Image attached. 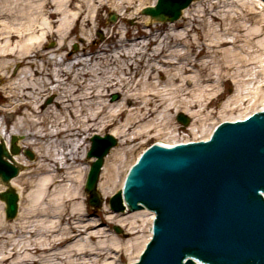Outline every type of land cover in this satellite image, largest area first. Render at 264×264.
I'll list each match as a JSON object with an SVG mask.
<instances>
[{
  "label": "bare ground",
  "instance_id": "6f19581e",
  "mask_svg": "<svg viewBox=\"0 0 264 264\" xmlns=\"http://www.w3.org/2000/svg\"><path fill=\"white\" fill-rule=\"evenodd\" d=\"M141 1L0 0V140L7 147L10 138L20 136L17 147L29 148L37 157L29 162L24 155H11L12 162L23 166L9 182L20 207L9 225L0 215V231L10 234L0 235L6 240L0 264H115L118 252L136 262L150 238L153 213L103 210L109 221L134 236L126 241L91 223L83 209L89 167L84 162H92L85 157L89 137L104 133L117 140L98 184L107 206L111 194L122 188L125 157L135 142L141 146L151 138L166 147L185 142L184 136L182 141L177 138L180 128L173 124L172 112L188 115V134L206 140L212 129L205 127L208 113L202 114L220 95L218 84L226 80L234 90L220 112L233 113L248 103L226 121L264 109L262 2L197 0L178 21L165 23L163 32L138 29L134 34L124 18L136 19ZM216 7L222 8L214 11ZM108 9L120 11V26L101 23V12ZM200 21L207 29L203 35ZM153 24L145 16L137 26ZM101 26L104 40L91 52L93 31ZM190 31L197 33L192 42ZM48 39L55 43L46 49ZM241 39L245 42L237 47ZM68 42H79L80 52L69 51ZM201 46L205 54L200 58L201 52L193 51ZM114 92L120 94L119 101L108 102ZM51 95L53 104H40ZM145 214L148 222L142 218Z\"/></svg>",
  "mask_w": 264,
  "mask_h": 264
},
{
  "label": "water",
  "instance_id": "95a60500",
  "mask_svg": "<svg viewBox=\"0 0 264 264\" xmlns=\"http://www.w3.org/2000/svg\"><path fill=\"white\" fill-rule=\"evenodd\" d=\"M193 1L157 0L141 14L151 21L172 23ZM114 20L112 16L110 21ZM177 120L183 126L188 124L183 115ZM90 141L87 157L95 161L85 191L89 205L97 208L100 199L95 188L100 168L116 140L95 135ZM15 142L12 138L11 154L19 153ZM24 154L33 159L30 151ZM18 172L19 166L0 142V183L8 185ZM263 194L261 110L244 120L218 124L207 142L146 149L109 204L114 212H123L125 204L129 212L147 209L155 213L152 240L134 264H264ZM0 199L5 203V218L13 219L17 195L7 190L0 193Z\"/></svg>",
  "mask_w": 264,
  "mask_h": 264
},
{
  "label": "rangeland",
  "instance_id": "374dc122",
  "mask_svg": "<svg viewBox=\"0 0 264 264\" xmlns=\"http://www.w3.org/2000/svg\"><path fill=\"white\" fill-rule=\"evenodd\" d=\"M214 1H216V0H213V1H210L212 4H215V2ZM156 2V0H142L141 1V3H137L136 4V8H138L137 9V11H136V13H137V15H136V19H134V18H130L129 16L128 17H126V19L124 18V22H126L125 23V25L127 26V27H129V28H132V32L131 33H134V34H136V33H138V29H140L139 31L140 32H148V31H157V33H159V32H163V30H164V28L166 27L165 26V23H161V25H159V23H156V22H154V23H156L157 25H150L149 27H142L141 25L140 26H137L141 21H142V18H144L145 16H143V15H141V9L142 8H145L146 6H150V5H153V3H155ZM139 4H141V7H140V9H139ZM192 5V4H191ZM190 5V6H191ZM190 6L188 7V8H190ZM220 8H222V7H216L215 9H214V11H219L220 10ZM135 11V9H131L129 12L130 13H132V12H134ZM122 12H124V11H122ZM115 14L116 15V17H115V21L114 22H110L109 21V16H110V14ZM118 13H120V11H115V10H113V9H108V10H104L103 12H101V18H102V20H101V23L103 24H108V25H119L120 26V24H121V22L119 23V17H117V14ZM179 20V19H178ZM177 20V21H178ZM176 22V21H175ZM201 23H202V29H200V33L203 35L206 31H207V29L205 28V26H204V24H203V21H200ZM167 24V23H166ZM213 24H214V26H216L217 25V22L216 21H214L213 22ZM219 24V23H218ZM157 26V30L155 29V27ZM178 30H181L180 28H178ZM93 33L95 34L94 36L96 37V42H94V43H92L90 46H89V51H91V52H94L95 51V46L94 45H101V43L102 42H100L101 40H104V27L103 26H101L100 28H98V30L96 31V32H94L93 31ZM156 33V32H155ZM189 34H188V40H189V42H192L193 41V39H194V37L196 36V32L195 31H190V32H188ZM240 34H243L242 32L240 33ZM124 35V31L122 30V35L121 36H123ZM122 38V37H121ZM261 38V37H260ZM256 41H258V38L255 40V41H253V42H256ZM199 42H205L204 41V39H201ZM240 42H245L244 41V39H241V41H239V43H237L236 44V46L238 47V46H240V45H242V43H240ZM54 43H55V41H54V39H48L47 41H45L44 42V44H45V48L46 49H49V48H52L53 46H54ZM74 43H76V44H74ZM74 45H76V49H74ZM152 45L150 44V47H151ZM68 49H69V51H72L73 53H76V54H78L79 52H80V50L79 49H81V46H80V43L79 42H68ZM194 49V48H193ZM253 49H257V46L256 47H254V48H252V49H250L249 51H247L248 53H250ZM193 52H196V53H200L201 52V56H200V58L202 57V56H204V52H205V48L203 47V46H201V47H199V48H195L194 49V51ZM14 69L15 68H13V71H14ZM244 79H246V78H244ZM224 80V79H223ZM221 82V81H220ZM212 82H209L208 84H211ZM218 89H219V93H220V95L218 96V98H216V99H214V100H212V102H211V104L209 105V107L207 108V110H205V113H203L202 114V116L203 115H206L207 113H208V120L205 122V127L207 128V129H213V127L216 125V124H218L219 122H221V121H224V120H228L229 119V117H232V116H237V115H239L242 111H244L245 110V108L247 107V102H245L243 105H242V107H240L238 110H235L233 113H230L231 111H225V112H220V106L225 102V100H227V97L229 96V95H231L232 93H233V90H234V85H233V83H232V81L231 80H226V81H223L222 83H219L218 84ZM251 87H257V84H255V85H251ZM215 93L213 92V95H214ZM114 95H118V99L116 100V101H119V99H120V94L119 93H112L109 97H107V101L108 102H116V101H111V97L112 96H114ZM53 101H54V98H53V95H51V96H48V97H45V98H43L41 101H40V104H42V105H44V106H49V105H51V104H53ZM2 104V99H1V101H0V105ZM240 109H241V111H240ZM254 111V110H253ZM252 111V112H253ZM179 114H183V113H179ZM176 115L177 114H175V113H173L172 112V114H171V116H173L174 117V120H173V124L174 125H177L178 126V128H180L179 130H178V132H176L177 133V135H178V139H180L181 141H182V136H184L183 138H185L184 140L185 141H196V140H198L199 138V136H200V134H194V135H190V134H188V131H189V129H187L186 127L184 128V127H182L178 122H177V120H176ZM16 116V115H15ZM14 116V117H15ZM189 119H190V117L188 116V115H186ZM0 118H2V116L0 115ZM12 119H13V116L12 117H10L9 118V123L12 121ZM191 120V119H190ZM104 135V133L103 134H101V136H103ZM17 138V141L18 140H20V139H22L20 136H18V137H16ZM146 141L140 146V141H137V142H135L134 143V145H133V154L132 153H129V154H127L126 155V157H125V160H126V166H127V168L124 170V173L126 172V170H128V168L130 167V165L134 162V160L136 159V157L138 156V154L141 152V150L142 149H144V148H146L147 146H149L150 144H152V143H158V141L157 140H155V139H145ZM183 142V141H182ZM19 143V142H18ZM86 144L87 145H90V142H89V140H87V142H86ZM117 145V144H116ZM135 146V147H134ZM116 147V146H115ZM113 149V148H112ZM111 149V150H112ZM22 150H29L30 152H32V154H33V160H30L28 157H26L24 154H23V152H22ZM110 150V151H111ZM110 151H109V153H110ZM108 153V154H109ZM20 155H24L25 156V159L27 160V161H29V162H34V161H36V159H37V157L35 156V154H34V152L31 150V149H26V148H22L21 149V152L19 153ZM108 155H106L104 158H103V165H102V168H103V166H104V164H105V161H106V157H107ZM86 157V156H85ZM127 158V159H126ZM84 164H85V166H87V165H89L90 166V162H87V160L84 162ZM22 169H23V166L21 167ZM102 168H101V171H100V174H99V178H98V182H97V185H96V190H97V192L99 193V191H98V184H99V182H100V180H101V174H102ZM88 169H89V167H88ZM124 173H123V175H124ZM20 174V173H19ZM18 177V176H17ZM85 179H86V177H85ZM85 182V181H84ZM9 188H12L11 186H3V185H0V193L1 192H3V191H5L6 189H9ZM12 190L16 193V189H13L12 188ZM120 189H119V187L111 194V195H113V194H115L116 192H118ZM84 192V198L86 199V200H84L85 201V206H83V209L84 210H87L88 211V213L87 214H89V216H88V218H90V221H92L91 223H94V222H96V223H98V228L97 229H101L103 232H104V234H108V235H113V236H116V237H118L120 240H122V241H126V240H128V239H130V238H132V237H134L133 235H131V234H129V233H127V232H125L122 228H120V230H121V232L122 233H119V234H117L116 232H115V230H114V228L115 227H117L113 222H111V221H109L108 220V214H104V212H103V210H105V208L107 209V210H109V206H108V200L106 201V203H107V206H104V204H103V197H102V195L100 194V199H101V201H102V204H101V206L98 208V209H92L89 205H88V195L86 194V192H85V190L83 191ZM110 195V196H111ZM109 196V197H110ZM19 207H20V205H19V198H18V202H17V214H18V211H19ZM4 209H5V205H4V203L0 200V215L2 216V218H3V220H4V223H6V225H9L13 220H15L16 219V217H17V214H16V217H14V219L13 220H7V219H5V217H4ZM90 212H92V213H90ZM149 216L147 215V214H145L144 215V217H142L146 222H148L149 220L147 219ZM89 221V220H88ZM87 221V222H88ZM83 224L85 225V224H87L86 222L84 223L83 222ZM100 227V228H99ZM119 228V227H118ZM6 230L4 229V230H1L0 231V235L2 234L3 236L4 235H10L8 232H5ZM93 231V230H92ZM3 233H6V234H3ZM142 235H145V236H147L148 235V232H146V231H144L143 233H141ZM1 235V236H2ZM137 235H139V234H136L135 235V237L137 236ZM6 240L4 239V238H2V239H0V249H1V247H2V245H3V243L5 242ZM115 264H127V263H130L129 261H128V258L126 257V255H124V253L123 252H118V253H116L115 254V258H114V261H113Z\"/></svg>",
  "mask_w": 264,
  "mask_h": 264
}]
</instances>
